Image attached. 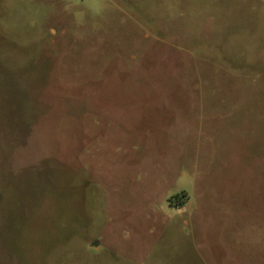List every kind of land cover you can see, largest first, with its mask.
<instances>
[{"label":"rangeland","instance_id":"obj_1","mask_svg":"<svg viewBox=\"0 0 264 264\" xmlns=\"http://www.w3.org/2000/svg\"><path fill=\"white\" fill-rule=\"evenodd\" d=\"M0 264H264V0H0Z\"/></svg>","mask_w":264,"mask_h":264}]
</instances>
